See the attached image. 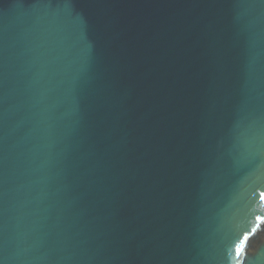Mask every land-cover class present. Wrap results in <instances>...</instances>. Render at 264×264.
I'll use <instances>...</instances> for the list:
<instances>
[{
    "label": "water",
    "instance_id": "obj_1",
    "mask_svg": "<svg viewBox=\"0 0 264 264\" xmlns=\"http://www.w3.org/2000/svg\"><path fill=\"white\" fill-rule=\"evenodd\" d=\"M0 264H264V0H0Z\"/></svg>",
    "mask_w": 264,
    "mask_h": 264
},
{
    "label": "snow or ice",
    "instance_id": "obj_2",
    "mask_svg": "<svg viewBox=\"0 0 264 264\" xmlns=\"http://www.w3.org/2000/svg\"><path fill=\"white\" fill-rule=\"evenodd\" d=\"M236 255H237V257L240 255V249L238 247L236 249Z\"/></svg>",
    "mask_w": 264,
    "mask_h": 264
}]
</instances>
